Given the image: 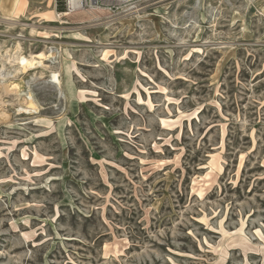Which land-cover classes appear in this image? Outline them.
<instances>
[{"label": "rangeland", "instance_id": "1", "mask_svg": "<svg viewBox=\"0 0 264 264\" xmlns=\"http://www.w3.org/2000/svg\"><path fill=\"white\" fill-rule=\"evenodd\" d=\"M14 3L0 264H264V0Z\"/></svg>", "mask_w": 264, "mask_h": 264}, {"label": "built area", "instance_id": "2", "mask_svg": "<svg viewBox=\"0 0 264 264\" xmlns=\"http://www.w3.org/2000/svg\"><path fill=\"white\" fill-rule=\"evenodd\" d=\"M158 1L162 0H62L61 15L71 17L85 12L104 11L110 20L115 21L135 15L142 11L147 3Z\"/></svg>", "mask_w": 264, "mask_h": 264}, {"label": "bare ground", "instance_id": "3", "mask_svg": "<svg viewBox=\"0 0 264 264\" xmlns=\"http://www.w3.org/2000/svg\"><path fill=\"white\" fill-rule=\"evenodd\" d=\"M251 5V4H250ZM19 7V0H15V3H14V8L15 9H17ZM253 10V6L251 7V9H250V12H253L252 11ZM82 14V13H81ZM141 15V14H140ZM165 15V14H164ZM58 16V15H57ZM59 16H61V17H67V15H59ZM59 16H58V18H59ZM98 18V17H97ZM136 18H138L139 20H138V22L139 23H141V21H142V19L144 18V17H142V16H136ZM7 90V89H6ZM8 91V90H7ZM11 91V90H10ZM14 93V92H13ZM32 107V106H31ZM34 107H36V106H34ZM35 109V108H34Z\"/></svg>", "mask_w": 264, "mask_h": 264}, {"label": "trees", "instance_id": "4", "mask_svg": "<svg viewBox=\"0 0 264 264\" xmlns=\"http://www.w3.org/2000/svg\"><path fill=\"white\" fill-rule=\"evenodd\" d=\"M60 4H61V6L59 7V9L61 10L60 12H63V5H62L63 3H62V0H61V3Z\"/></svg>", "mask_w": 264, "mask_h": 264}]
</instances>
